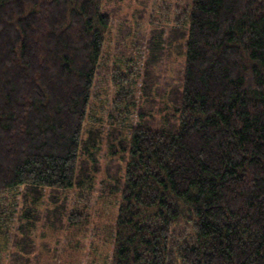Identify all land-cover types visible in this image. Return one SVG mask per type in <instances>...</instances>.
Masks as SVG:
<instances>
[{
  "label": "trees",
  "instance_id": "obj_1",
  "mask_svg": "<svg viewBox=\"0 0 264 264\" xmlns=\"http://www.w3.org/2000/svg\"><path fill=\"white\" fill-rule=\"evenodd\" d=\"M106 4L0 0V264H264V0H191L171 114L135 125L165 25L140 72L139 51L110 54ZM109 98L127 129L105 137ZM103 143L118 171L97 189Z\"/></svg>",
  "mask_w": 264,
  "mask_h": 264
},
{
  "label": "rangeland",
  "instance_id": "obj_2",
  "mask_svg": "<svg viewBox=\"0 0 264 264\" xmlns=\"http://www.w3.org/2000/svg\"><path fill=\"white\" fill-rule=\"evenodd\" d=\"M191 0H108V4L105 6V11L109 13L113 17L114 23L112 24V50L110 51L111 55H115V47L116 51L119 50L120 53H125L126 55L136 54L137 51L140 53V62L137 70L142 72L143 70V62L149 58L150 50L147 48V41L156 36V31L154 27L158 24L165 25L163 30V44L162 47V59H160L159 63L151 65V70L155 72L154 84L156 83L157 88L151 90L150 96H146L143 100V89L142 88V80H139L136 86L135 91V107L132 109L131 113L127 121L135 125L138 118V109H146L147 114L151 112V117L149 118L153 121L161 120L166 117V115L171 114V108L174 106L172 100L174 99L173 94H175L177 85L179 83V76L182 70V50L180 49V42L182 38L179 37L177 30L179 28L180 15L184 12V8H188L190 6ZM158 32V31H157ZM132 33L134 35H132ZM131 45H134L131 48ZM137 50V51H136ZM133 52V53H132ZM111 63V62H110ZM103 64V62H102ZM103 70V69H101ZM106 73L99 71L98 76L101 79ZM109 83H105L104 86L108 87ZM103 88V87H102ZM113 88L108 90V96H112ZM112 98L104 103L106 113L103 115V122L101 129L105 133V137L108 136L112 131H114L111 127H119V131L124 132L127 129L126 126H123L125 122L116 121L117 116L122 114H115V110L111 103ZM108 114L114 115V119L112 122L114 124L110 125V123H105ZM147 115V116H148ZM126 121V122H127ZM109 125V127H108ZM126 125V124H125ZM110 130V131H109ZM110 132V133H109ZM104 136V134H103ZM106 145L107 143H103V150L100 152L99 156V170L96 172V176L94 179V185L96 188H101L100 184L103 180H108L107 172H117L118 168L115 162H110V157L106 155ZM99 193L94 191L91 199V206L93 207L92 216L93 219H97L101 225L106 224L107 221V211L106 209L110 207L107 204L104 209L102 206L97 205ZM100 203V202H99ZM111 214V212L109 213ZM108 214V215H109ZM93 230V229H92ZM93 236L89 235V240L86 242L87 248H96L97 250H101L102 243H100L98 236L96 233ZM66 234H55L54 237L50 238V236L42 239L43 243L39 244V251L45 250V247H48V244L44 242V240H50L54 242V246L49 247H58L61 252L66 249L64 245V237ZM92 236V237H91ZM68 237V236H67ZM41 239V238H40ZM93 241V243H92ZM58 242V243H55ZM83 240L78 238L74 240L73 246H76L77 243L81 244ZM61 244V247L60 245ZM45 245V247H44ZM73 246H70L72 248ZM72 250V249H70ZM99 254V253H98ZM87 261L89 259L85 258L83 264H89Z\"/></svg>",
  "mask_w": 264,
  "mask_h": 264
}]
</instances>
